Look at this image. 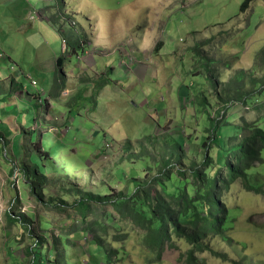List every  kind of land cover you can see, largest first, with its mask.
I'll list each match as a JSON object with an SVG mask.
<instances>
[{"label":"rangeland","instance_id":"rangeland-1","mask_svg":"<svg viewBox=\"0 0 264 264\" xmlns=\"http://www.w3.org/2000/svg\"><path fill=\"white\" fill-rule=\"evenodd\" d=\"M244 1L0 0V264H34L43 257L48 258L45 264H60L64 259L60 252L67 255V264H105L119 247L129 254L123 253L118 262L113 256L111 264L192 263L186 259L188 249L171 247L163 236L157 241L159 261L154 256L147 261L140 253L142 237L137 242L134 236L149 227L136 225L134 214L123 216L112 207V200L120 190H135L145 173L156 172L160 154L151 151L149 159L137 158L138 142L147 136L160 142L166 133L168 144L160 142L166 152L183 139L180 154L185 159L194 155L203 140L199 137L207 138L204 128L213 123L208 112L202 118L204 110L197 104L204 96L200 91H208L209 98L210 91L214 98L226 99L223 84L235 81V72L245 71L249 77L245 80L264 77V0H252L241 11ZM198 47L201 51L195 50ZM60 57L65 78L49 72ZM205 65L220 75V87L212 88L214 78L207 81ZM108 68L112 69L109 85L89 84L96 72L103 74V82ZM62 79L67 82L64 86ZM250 87L245 86L246 92ZM79 90L91 99L80 100ZM230 92L231 98L245 93ZM74 95L75 100L65 99ZM211 104L215 113L213 108L223 101ZM154 108L156 123L151 117ZM230 109L225 116L232 122L240 116L246 118L241 124L256 121L264 115V101L260 107ZM31 127L37 129L32 135ZM218 128L225 136L237 127ZM250 134L253 130L245 129L241 140ZM40 141L51 158L39 151ZM128 141L131 157L123 146ZM105 144L110 147L105 149ZM195 156L206 163L207 175L219 163L206 151ZM173 164L185 167L180 160ZM262 167L261 161L251 167L244 183L235 182L232 167L225 168L231 172L226 180L218 178L220 188L226 185L225 200L235 206L237 218L226 228L227 238L213 236L211 249L196 254L200 264H264V191H250L261 186ZM208 181L195 182L199 187ZM90 194L102 204L91 202ZM161 199L159 194L150 198L149 216L163 210L179 227L169 208L160 206ZM138 203L126 209L131 211ZM105 213L112 222L121 220L124 231L115 239L99 230L95 233L101 242L93 239L92 231L83 235L84 226L92 222L108 223ZM21 217L30 223L27 229ZM107 246H112L109 254L97 250ZM146 250L147 254L149 246Z\"/></svg>","mask_w":264,"mask_h":264},{"label":"trees","instance_id":"trees-1","mask_svg":"<svg viewBox=\"0 0 264 264\" xmlns=\"http://www.w3.org/2000/svg\"><path fill=\"white\" fill-rule=\"evenodd\" d=\"M251 2L252 0H245L241 5L240 10L244 11L249 8ZM195 50L201 51L199 47ZM59 59L60 60L58 61L62 63V57ZM203 63L204 62H202L201 65H203ZM202 69L205 73V77L208 78V82L213 80V78L216 80L214 81L215 85L212 88L215 89L216 87H220V75L217 74V76H215V71L211 70L210 65L202 66ZM108 71H110L109 68ZM197 72L199 73V71ZM244 73L245 71H239L238 73L235 72L237 76L236 80L232 81L229 79L225 82L226 84H223L222 91L226 94V99L218 97L219 102L223 101V104L217 105V108H213L215 109V113L211 112V106H214L211 104L212 101H218V99L214 98V93H210L209 91V98L207 95H205L208 93V91H200V93L204 94V96L199 101H197V104H199L204 110L202 118L206 119L205 114L208 112L211 115V120L213 123L207 125L204 128L207 138H202L201 136L199 137V139L203 140L200 147L194 148V155L185 159L180 154L181 152L183 153L184 149L183 139L176 142V145L178 144L177 148L166 152V147L163 148L161 144L163 142H167L166 133L160 135L159 140L161 143L155 141L151 136H147L145 141L141 140L138 142L137 158L139 160L149 159L148 156H152L150 153L151 151L157 152V154L161 155L158 156L160 162L156 164L157 170L155 173L149 174L151 175V179L148 178L149 175L146 173L145 178L140 177L141 182L139 183V181H137L136 188L132 192L126 193L122 190L118 191L113 197L112 207L123 212V216L126 218L134 214V216H136L134 218V223L136 225L146 228L149 227L148 232L146 229L143 231V233H136L134 236L137 242L142 237L141 241L144 243V248H140V253L145 255V259L147 261H150L152 256H154L159 261L160 251L158 250L159 247L157 246V241L163 236L167 237V243H171V247H183L184 249H188L185 251V254L187 255L186 259L188 261H192L191 264H200L199 258L196 254L198 252L211 249V243L209 242V239L213 238V236H222V239L227 238L226 228L229 226L232 227L233 223H235V218H237L235 206H229L225 200V195L228 191L227 189L224 190L223 188L226 187V185L220 188L217 184L218 178H222L223 182L228 178L229 175H231L230 171H234L235 168V182L239 179L242 180L243 183L247 182L249 177H246L245 174L249 173L250 168L258 164L260 161L263 163L262 176H264V115L259 117L256 121H252L253 119L247 120L244 121L243 124H241V121L246 119L244 116H240V120L236 122H232L234 119L230 118V116L229 118L225 116L228 111L231 113L232 109L229 110L230 107H241L242 105H246L247 108H252V106L255 104H258L259 107L263 104L264 77L252 78L250 80L246 79L249 81V83H247L245 78L249 77H246ZM93 78L89 80V84L92 82L97 84L98 82L103 86H105L104 84L107 85L106 80L101 82V79H103V74L101 77L95 76ZM226 85L228 88L227 90L224 88ZM245 86H251L248 92H246ZM86 88L89 89V86L86 85ZM230 89H232V91H236L237 93H245L239 95L236 94L234 98H231L233 97V93L230 92ZM200 93L198 96H201ZM78 96H80V100L91 99V96H88L87 98L84 97L80 90ZM232 101H234V104L231 103ZM195 120H198V116L195 118ZM224 125H231L237 128L225 136H220V129L218 127ZM197 126H199V124ZM169 127H172V125H169ZM245 129L250 131L253 130V134H250L247 139L241 140ZM201 132L202 130L199 132L200 135ZM216 138H218L217 141H213V139ZM205 139L210 140L206 141ZM223 140H226L225 146L222 144ZM6 143L8 144V142ZM37 143H39L41 147L39 148V151L44 150L48 157L51 158L50 151L45 149L46 147H44L42 141ZM128 144L129 141L126 145H123L127 152H129ZM204 151L210 155L208 158L214 161L219 160V163L213 167V171H210L209 175L206 174V170L208 168L206 163H204V160L202 158L197 159L195 156L197 154H202ZM170 152H172V154H170ZM249 152L251 153L248 154ZM132 154L133 153L129 152L130 157ZM6 158L10 160L9 156H6ZM249 158H252V160L244 166L240 167L235 165L243 164L245 160H248ZM177 160L183 161L185 167L179 168L177 167V164H173V161ZM229 160L233 161V163H229ZM226 167H232L233 170H226ZM22 168L26 170L27 167ZM131 169L132 167L130 170ZM27 172L28 171L26 170L25 175H29ZM186 179H188L186 181V188L182 190L181 185ZM196 180H201L202 182L209 181L205 185L198 187V183L195 182ZM191 182H195V184L193 185ZM230 187L231 186H228L229 189ZM244 188L246 189V185H244ZM127 191H130L129 188H127ZM250 191L256 193L263 192L264 179H261V186L259 188L252 189ZM156 194H159L160 197L163 198L161 199L160 206L164 208L168 207L170 210L169 213L174 214L178 218L179 227H176L174 225L175 222L169 219V214H162L163 210H161L160 215L156 217L149 216L148 212L151 208V202L149 200L153 195ZM89 200L97 204H102L101 199L96 194H90ZM91 202H88L87 204H90ZM131 203H138L139 205L133 210L128 211L126 206ZM8 213L11 212L8 211ZM153 214H157V212L155 211ZM32 219L33 218L31 217V220ZM103 220L108 223L98 220L97 222H92L91 224L84 226L85 231L83 232V235H87L88 232L90 233L92 231L93 239L97 242H101L102 240L100 235L95 232L100 230L107 235L112 234V237L116 239L118 237L116 233H122L126 228V225L122 223L121 220H118L117 222L110 221L106 217V213L103 216ZM22 224L24 225V229H27L30 225V223L28 225L24 223L23 218ZM113 230H115V232ZM123 236H125L124 233ZM174 240L177 241L176 246L174 245ZM147 246H149V252L146 254L145 252L147 251ZM97 250H99L101 253L109 254V252L112 250V246H107V248L100 247ZM123 253H125L126 256L129 254L127 251H124L122 247L113 249L112 254L106 257L105 264H111L113 256L115 257V262L122 261ZM59 254L60 256L64 257V259L60 261V264H67V255L63 252H60ZM47 262L48 258L43 257L42 259L37 260V262L34 264H45Z\"/></svg>","mask_w":264,"mask_h":264},{"label":"crops","instance_id":"crops-1","mask_svg":"<svg viewBox=\"0 0 264 264\" xmlns=\"http://www.w3.org/2000/svg\"><path fill=\"white\" fill-rule=\"evenodd\" d=\"M56 63V68H55V70H52V69H50L49 70V72H53V71H57V74L60 72V74H62V76H64V78H65V76H66V74L62 71V68H64V62L62 61V63L60 64V61H56L55 62ZM112 69H113V67H112ZM112 69L108 72V73H106L105 74V80L107 81V85H109L110 84V82H109V77H111V71H112ZM93 75H95V76H97V77H100L101 76V73L99 74V73H94ZM63 78V79H64ZM88 78H90V76L88 77ZM62 79V80H63ZM64 81V80H63ZM67 82L66 81H64V83H63V86L66 84ZM11 93V97H13L15 94L13 93V92H10ZM21 95L23 94V93H20ZM30 94H32V92H30ZM64 94H68V92H66V93H64ZM17 98H18V95L16 94L15 95ZM76 96L74 95V96H68V97H66L65 99H69V98H72V99H76L75 98ZM47 106H48V102H47ZM157 111V110H156ZM151 117H153V115L151 114ZM150 119H152V118H150ZM152 121H154V119H152ZM17 136H19V133L17 134ZM14 148H15V145H14V147H13V150H14Z\"/></svg>","mask_w":264,"mask_h":264},{"label":"bare ground","instance_id":"bare-ground-1","mask_svg":"<svg viewBox=\"0 0 264 264\" xmlns=\"http://www.w3.org/2000/svg\"><path fill=\"white\" fill-rule=\"evenodd\" d=\"M70 25V24H69ZM81 53V52H80ZM156 108H154V110H153V112H152V115H153V119H154V121H153V123H156V119L158 118L156 115H155V112H156ZM160 118V117H159ZM110 146L108 145V144H105L104 145V148L105 149H108Z\"/></svg>","mask_w":264,"mask_h":264},{"label":"clouds","instance_id":"clouds-1","mask_svg":"<svg viewBox=\"0 0 264 264\" xmlns=\"http://www.w3.org/2000/svg\"><path fill=\"white\" fill-rule=\"evenodd\" d=\"M33 126H36L35 124L33 125ZM24 123L22 124V126H21V128L22 129H24ZM31 130H33L32 132H31V135H32V133L33 132H35L37 129L35 128V127H31ZM31 135H30V137H31ZM22 137H23V132H22V136H21V139H22ZM93 161V160H92ZM86 165H88V161L86 162Z\"/></svg>","mask_w":264,"mask_h":264}]
</instances>
